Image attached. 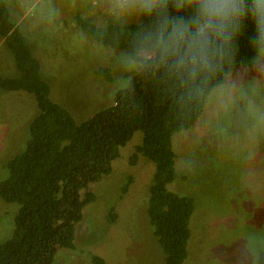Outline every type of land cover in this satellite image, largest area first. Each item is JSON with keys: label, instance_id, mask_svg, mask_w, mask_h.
I'll return each instance as SVG.
<instances>
[{"label": "rangeland", "instance_id": "rangeland-1", "mask_svg": "<svg viewBox=\"0 0 264 264\" xmlns=\"http://www.w3.org/2000/svg\"><path fill=\"white\" fill-rule=\"evenodd\" d=\"M9 8L16 22L29 23L21 30L41 60L52 100L78 122L112 107L117 92L129 86L122 83L133 76L115 63L113 48L94 42L77 26V14L111 22L91 13L86 0H10ZM101 69H110L111 80ZM0 74L19 76L1 38ZM39 113L33 94L0 90V180L7 176V161L25 150ZM143 141L144 133L136 132L113 161L112 173L91 186L98 199L76 225V248H59L53 264H93L95 255L106 264H166L147 215L155 164L143 155L131 162ZM173 146L182 177L169 188L196 203L183 264H259L264 251V75L241 68L228 76L213 90L196 124L174 135ZM130 177L133 182L127 184ZM125 185L129 189L123 194ZM19 207L0 199V244L12 236ZM112 208L118 216L114 222L107 219Z\"/></svg>", "mask_w": 264, "mask_h": 264}, {"label": "trees", "instance_id": "trees-1", "mask_svg": "<svg viewBox=\"0 0 264 264\" xmlns=\"http://www.w3.org/2000/svg\"><path fill=\"white\" fill-rule=\"evenodd\" d=\"M10 0H0V38L15 57L19 76L0 74V90L33 94L40 113L30 124V139L23 152L10 158L0 180V199L18 204L12 236L0 244V264H53L59 248L75 249L76 225L87 206L97 201L91 189L112 173L113 161L121 156L136 132L143 143L131 158H150L155 173L150 187L147 215L166 264H183L188 258L191 218L195 199L170 190L180 179L173 146L176 133L193 127L201 118L209 96L241 68H252L253 28L249 23L236 39V55L203 85L185 84L164 75H135L129 86L117 92L115 104L92 118L78 122L51 98V86L42 76L41 60L34 54L30 37L14 19ZM76 24L96 43L122 50L126 37L111 22L100 24L81 14ZM135 25L130 31H135ZM110 69L99 70L111 80ZM3 174L0 176L2 177ZM133 182L130 177L127 184ZM125 185L122 193H127ZM112 208L110 222L118 216ZM93 264H106L93 256ZM259 264H264V251Z\"/></svg>", "mask_w": 264, "mask_h": 264}, {"label": "clouds", "instance_id": "clouds-1", "mask_svg": "<svg viewBox=\"0 0 264 264\" xmlns=\"http://www.w3.org/2000/svg\"><path fill=\"white\" fill-rule=\"evenodd\" d=\"M126 37L110 55L129 76L163 73L206 85L231 64L236 39L251 23L252 65L264 75V0H86ZM135 25V31H130ZM130 79L123 81L127 87ZM232 87L236 86L233 82Z\"/></svg>", "mask_w": 264, "mask_h": 264}, {"label": "crops", "instance_id": "crops-1", "mask_svg": "<svg viewBox=\"0 0 264 264\" xmlns=\"http://www.w3.org/2000/svg\"><path fill=\"white\" fill-rule=\"evenodd\" d=\"M20 22H21V20L19 21V22H17L18 23V25L21 27H23V28H27L28 27V24L29 23H23L24 24V26H23V24L22 25H20ZM32 23V22H31ZM32 25H33V23H32ZM26 26V27H25ZM34 26V25H33ZM252 68H255V67H252ZM256 69V68H255ZM4 134H6L4 131H3V135H2V138L4 137ZM1 138V139H2Z\"/></svg>", "mask_w": 264, "mask_h": 264}]
</instances>
